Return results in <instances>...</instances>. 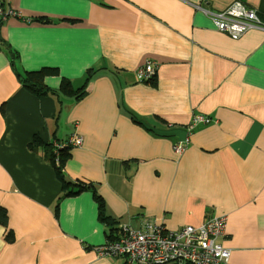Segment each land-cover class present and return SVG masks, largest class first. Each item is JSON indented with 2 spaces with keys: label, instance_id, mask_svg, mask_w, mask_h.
I'll use <instances>...</instances> for the list:
<instances>
[{
  "label": "crops",
  "instance_id": "crops-1",
  "mask_svg": "<svg viewBox=\"0 0 264 264\" xmlns=\"http://www.w3.org/2000/svg\"><path fill=\"white\" fill-rule=\"evenodd\" d=\"M1 1L20 16L0 28V264H122L93 251L120 235L105 222L175 231L223 215L227 264H264V30L233 40L195 7L240 2L264 23V0ZM146 60L159 70L139 83ZM199 114L211 121L189 135ZM75 132L66 179L93 189L63 198L51 154L28 144Z\"/></svg>",
  "mask_w": 264,
  "mask_h": 264
},
{
  "label": "built area",
  "instance_id": "built-area-1",
  "mask_svg": "<svg viewBox=\"0 0 264 264\" xmlns=\"http://www.w3.org/2000/svg\"><path fill=\"white\" fill-rule=\"evenodd\" d=\"M195 7L211 19L217 31L233 40L253 29L264 30V23L256 11L240 2H234L219 11H212L201 5ZM19 16L16 11L5 7L0 0V28L7 19ZM158 69L159 67L150 66L146 60L140 66V72L136 73V80L139 82L143 79H153ZM210 121L203 114L196 115L189 124V135L198 124H208ZM68 142L81 146L83 138L75 132ZM188 144L187 137L174 146V151L181 155ZM149 224L153 226L146 231L123 227L119 239L95 248L97 256L123 257L124 264H227L230 260V250L217 242L225 231L226 219L223 216L209 218L199 226L184 225L178 231H167L163 225L154 222ZM163 231L168 234L156 235Z\"/></svg>",
  "mask_w": 264,
  "mask_h": 264
},
{
  "label": "trees",
  "instance_id": "trees-1",
  "mask_svg": "<svg viewBox=\"0 0 264 264\" xmlns=\"http://www.w3.org/2000/svg\"><path fill=\"white\" fill-rule=\"evenodd\" d=\"M74 23V22H73ZM14 57H12V62L14 61ZM45 73L43 74L44 77L47 76V73H52L54 69L52 68H45ZM96 71L95 68H90L88 72L92 75ZM158 72V70H157ZM35 72H27L25 74L24 83L23 85L29 89V91L33 92L35 95H46V97H53L54 98V90L49 89L46 85H43L44 92H40V81H42V78L40 80L35 81ZM54 74L57 75V72L54 71ZM152 78L148 80H141L139 83H151ZM195 117V116H194ZM193 117V118H194ZM192 118V120H193ZM191 120V121H192ZM78 135H80L82 138L83 136L76 132ZM84 146L83 142L81 146H75L74 144L70 142L60 143L57 141L50 140L48 142H44L39 135H35L33 137V142L31 144H28V148L33 151L36 154H42L44 156L47 155V153H50V161L53 164V167L55 168V171L57 173V176L61 180L62 183V189L64 191L63 198H68L71 196H77L81 194L84 190H92V186L85 182L84 180L77 181L76 183H73L66 179L65 171H66V164L69 161V159L72 156V151L75 149H80ZM54 158L58 160L56 163L54 161ZM65 166V167H64ZM77 180L79 178H76ZM73 186V189L71 190L70 187ZM94 199L97 201L98 209H99V218L102 222L105 221V219H102L103 216V210L105 208V202L103 198L100 195H97L95 191H93ZM141 225L137 230L146 231L149 230V227H152L153 225H150L149 222H154L155 224H159L155 219L149 218V217H143L141 220ZM119 221H116L114 224V227L111 228L107 222H105V229L109 232V235L112 236L115 233L120 234L123 232L124 228H121L125 224L119 225ZM163 225V224H159ZM125 226L130 227L131 230H133V226H131L129 223ZM164 226V225H163ZM165 227V226H164ZM129 229V228H127ZM129 229V230H130ZM165 229L168 230L166 227ZM135 230V229H134ZM181 230V228H180ZM167 235L168 233L163 231V233L158 232L156 235ZM14 236L10 235L9 239H12Z\"/></svg>",
  "mask_w": 264,
  "mask_h": 264
},
{
  "label": "clouds",
  "instance_id": "clouds-1",
  "mask_svg": "<svg viewBox=\"0 0 264 264\" xmlns=\"http://www.w3.org/2000/svg\"><path fill=\"white\" fill-rule=\"evenodd\" d=\"M159 70V69H158ZM157 74V73H156ZM135 79H136V72H135ZM153 80V79H152ZM137 81V80H136ZM138 82V81H137ZM74 134V133H73ZM71 136V135H70ZM69 136V137H70ZM69 137H68V139H69ZM68 139H67V141H68ZM123 227H127V226H122L121 228H123ZM121 234L122 233H120V235H119V237L117 238V239H119L120 237H121ZM117 239H115V240H117ZM114 240V241H115ZM107 242H112V241H107ZM106 242V243H107ZM103 245H105V243L104 244H102L101 246H103ZM98 247H100V246H98ZM95 248H97V247H95ZM95 248H94V253L96 254V252H95ZM97 255V254H96ZM98 257H100V256H98ZM107 258H111L113 261H116V260H122V264H124V258L123 257H114V256H110V257H107Z\"/></svg>",
  "mask_w": 264,
  "mask_h": 264
},
{
  "label": "rangeland",
  "instance_id": "rangeland-1",
  "mask_svg": "<svg viewBox=\"0 0 264 264\" xmlns=\"http://www.w3.org/2000/svg\"><path fill=\"white\" fill-rule=\"evenodd\" d=\"M72 106H74L73 104H71L70 106H67L63 109V113L66 115V116H69L72 112ZM54 161L57 163L58 160L56 158H54ZM223 217L226 219L227 216H224ZM179 230V229H178ZM178 230H175V231H178ZM130 237V236H128Z\"/></svg>",
  "mask_w": 264,
  "mask_h": 264
}]
</instances>
